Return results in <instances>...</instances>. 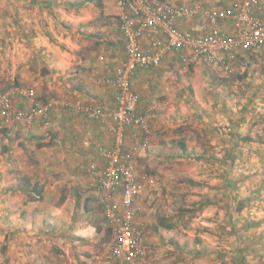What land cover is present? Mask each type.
Returning <instances> with one entry per match:
<instances>
[{
  "label": "rangeland",
  "instance_id": "rangeland-1",
  "mask_svg": "<svg viewBox=\"0 0 264 264\" xmlns=\"http://www.w3.org/2000/svg\"><path fill=\"white\" fill-rule=\"evenodd\" d=\"M80 1L89 3L91 10L72 6L73 3L80 4ZM176 1L178 4H191L195 0ZM200 1L208 7H222L230 0H225L222 5L205 4V1L216 0ZM99 10L100 5L92 6L90 0H0V92L15 83H30L33 85L30 86L31 90L35 92V86L39 87L42 81L46 84L50 82L53 77L45 76L41 70L46 63L51 64L52 54L48 55L51 52L41 47L40 41L47 42L51 49L59 47V34L65 28L70 33L62 34L63 38L80 40V47L89 45L84 38L86 25L78 24L75 20L73 24L67 25L70 23L67 19L69 15L78 18L90 12L94 19L88 22L92 25L86 31L90 30V35L97 34L104 28L99 20ZM50 14L57 16L49 17ZM56 30L57 38L54 36ZM109 40L111 41L110 38ZM36 47L40 49L39 52ZM95 58L102 66L106 65L103 54L99 53ZM193 66L191 69L186 68L187 70L184 66L181 69L179 67L181 72L165 76L174 78L178 85L186 83L185 80L193 78ZM242 66L233 70L231 78L225 81L226 84L235 81V98L231 105L236 110L239 131L237 137H254L264 142V106L260 104L264 102V86L258 87V96L252 94L254 86L250 85L249 78L254 69ZM202 68L211 70L206 72V77L201 74L198 77L199 95L196 94L195 99L191 94L193 97L189 98L190 109L185 101H180L182 86L175 85L176 82L172 86L167 83L165 87L171 92V96H157L152 109L156 117L150 116L151 111L145 117L150 130V145L139 154L137 169L142 174L153 176L155 181L153 187L141 193L138 201V219L145 222L148 229L144 243L147 256L148 259L149 255L152 257L151 264H239V247L246 245L247 264H264V200L261 198L264 193V144H238L241 146L237 148L236 183L229 187L230 196L228 191H220L228 188L223 187L221 177L215 173L217 166L210 161L215 152L204 143V130L205 124L214 119L218 103L225 102L227 105L228 95L221 94L222 98H219L217 93H206L208 85L204 78L208 79V83L221 84V73L207 63ZM105 73L97 74L96 81L99 84L100 81L104 84L107 76H101L108 74ZM214 74L217 76L214 77ZM243 75V79L238 78ZM254 78L259 77L254 75ZM81 79L83 80L82 77ZM164 85L165 83L162 86ZM97 86L100 85L97 83ZM131 87L136 91L134 82ZM182 88L185 90L184 86ZM189 91L192 93V89ZM173 95H176L175 98ZM38 97L45 101L43 97L48 96L40 94ZM63 98L65 97L57 96L46 101L69 104L85 102L81 99ZM219 109L223 110L221 106ZM221 116L228 117V111ZM247 116L250 117L249 122H246L247 119L245 121ZM149 118L154 120L156 135L151 130ZM6 129V132L0 130V264H73L72 261L78 256L94 259L101 255L109 236L96 193L97 199L92 200L93 215L85 219L83 212L86 198L91 197L89 193L95 186L88 167L91 163H97V158L96 161H85L75 166V161L79 162V155L75 154L72 155L74 162L68 164L65 158H61L65 147L60 148L63 143L57 141L58 132L55 134L54 130L47 131L39 123L33 126L11 124ZM182 142L187 145L184 149L180 146ZM204 155L209 161H206ZM43 159L47 161L44 160V164ZM254 171L256 176H253ZM26 178L30 184H26ZM49 183H56L59 186L53 184L54 189L61 190L59 199L50 203L59 206L64 202L65 213L59 218L54 211L47 217L42 213L32 217L34 211L31 214L26 212L24 221L19 223L18 213L12 211V203L26 206L30 203L29 200L38 201L33 188H42ZM252 185L255 189L253 191ZM87 207H90V201ZM69 211L72 213H68ZM46 218L51 219L49 221ZM70 219L76 226L71 230L66 229ZM160 219L164 220V226L158 223ZM251 222H258L259 225H252ZM166 225H171L172 228L167 230ZM232 227L238 229L236 235L233 234ZM63 228L62 239H59L55 232L62 231ZM244 234L248 239H242ZM70 236L79 238L80 243L69 248L68 256L65 254L67 249L64 243L60 242ZM237 237L242 242H238ZM153 256H158V259ZM160 257L163 258L159 261Z\"/></svg>",
  "mask_w": 264,
  "mask_h": 264
},
{
  "label": "built area",
  "instance_id": "built-area-1",
  "mask_svg": "<svg viewBox=\"0 0 264 264\" xmlns=\"http://www.w3.org/2000/svg\"><path fill=\"white\" fill-rule=\"evenodd\" d=\"M118 9V35L125 58L113 78L103 83L115 92L116 106L106 112L91 104L44 102L24 87H12L0 94V130L11 124L42 121L50 126L49 113L65 108L89 120L114 123V145L97 149V163L88 167L95 180L98 201L108 229V242L93 264H151L145 249L147 224L138 219L141 193L155 185L154 177L137 169V159L150 145L147 119L138 111L139 96L131 87L137 70H151L176 54L187 68L204 60L224 78L233 73L240 52L264 48V3L260 0H232L224 7H208L200 0L171 4L166 0H114ZM202 19L200 34L178 28V21ZM229 24V31L211 27ZM211 24V26H210ZM227 28V29H228ZM22 99L23 108H17ZM128 141V144H126Z\"/></svg>",
  "mask_w": 264,
  "mask_h": 264
},
{
  "label": "crops",
  "instance_id": "crops-1",
  "mask_svg": "<svg viewBox=\"0 0 264 264\" xmlns=\"http://www.w3.org/2000/svg\"><path fill=\"white\" fill-rule=\"evenodd\" d=\"M166 1L174 5L178 4L176 0H166ZM230 2L231 0L227 2V4ZM260 2L264 3V0H260ZM90 3L92 6L100 5V10H99L100 18L99 17L98 18L101 22V25L104 24L102 26L104 28L101 29L100 33L90 35L91 31L90 30L86 31L88 26L90 27L92 25L91 23L88 22L89 21L92 22L91 20L94 19L90 12L78 18H73L71 15H69L67 20L70 23H68L67 25L71 24L73 20H75V22H78V24L80 23L86 25V29L84 31V38L87 40V42H89V45L83 47L81 45L80 47V45L78 44L80 40L77 41L75 39L71 41L70 38H63L64 33L66 32L70 33L69 30L65 28L63 29L64 30L63 33L59 34L60 35V37L58 38L59 47H53L51 49V47L47 44V42L40 41L41 47L46 49L47 52H51L48 53V55L52 54L50 55V59L52 58L54 60L53 61L51 59V64L50 62L46 63L41 71L43 74H45V76H49L50 78L51 77L53 78L47 84L45 83V81H42L39 87L35 86L36 87L35 92L37 93V95L41 94V96H48V97H43L44 99H48V98L51 99L57 96H61V97L64 96L65 98L63 99H69V100L81 99L85 101L84 104H91L94 105L95 107L103 109L106 112H112L116 106V100H115L116 91L113 88L105 84H102L101 81L99 84V82H97L96 80L98 78L97 76L98 73H105V72L108 74L105 73L106 75L103 74L101 77L107 76V78H113V76H115L116 70L118 69V67L125 58L123 45L118 39V18H117L118 9L116 7L114 0H100V1L98 0V2L97 0H95L93 1V3L92 2ZM207 3L222 5L225 3V0H216L215 2L205 1V4ZM75 4L80 5L82 9L84 8V10L89 8L88 7L89 3L87 2L84 3L83 1H80V4L73 3V5ZM90 10L91 9L89 8V11ZM55 15L50 14L49 17H56L57 15L56 16ZM64 20L66 21L65 18ZM15 22H17V20H15ZM203 22L204 21L199 18L193 20H184V21H178L176 23V26L178 28L189 31L191 34L197 35L200 34V25L203 24ZM22 23H24V21H22ZM20 26L21 25H19V27ZM64 26H66V24ZM211 27H217V28H221L222 30L229 31L228 28L229 24L216 23L213 24ZM57 32L58 30H56V33L54 34L56 38L58 34ZM22 33L23 31L21 30V34ZM109 38L111 39V41L109 40ZM36 50L37 52L40 51L39 48H37ZM99 53L104 55L106 61V65L104 66L98 63L97 58H95V56H97V54ZM43 54H45V52H43ZM198 63L200 68L198 67ZM203 63H204L203 60H199L198 62H194L188 65L187 68L190 69L192 65H194L193 66L194 68L192 69V73H191L193 75V78L192 79L190 78L189 81L185 80L186 83H181L179 85L174 78H168L167 76H165V75H169V73L175 75L177 74L176 71L181 72V70H179V67L181 69L182 66H184L179 62L178 56L176 54L164 58L160 66L156 69L137 70V72L133 74V77L131 78V83L133 84L134 82L135 90L138 92L137 93L135 91L139 96V102L137 106L138 111L142 112V114L145 117L151 111L150 116L155 118L156 115L155 113H152V109L155 107L157 96L158 98L161 96L167 97V95L171 96V92L168 91V88H166L165 86L167 85V83L170 86H172L174 82H176L175 85L182 87L184 86L185 90H183V88L180 87L181 89L180 101L181 103L185 101L188 105V108L190 109L189 98L193 97L191 94H193L195 99H197L196 94L199 93V89L197 85L198 77H201L200 74L206 77L207 75L206 72L211 70L209 68L203 69L202 66L205 64ZM233 63H234L233 64L234 70L238 69V67L241 68L242 65H243L242 67H244L245 69L247 68L254 69V72L250 74L249 80H251L250 85L254 86L252 87L251 90L252 94L258 96L257 93L260 91L258 87L264 86V48H261L259 50H251L247 52H240ZM80 64L83 65L80 66ZM216 70L219 71L217 68ZM196 73L198 74L195 75ZM217 74H214V77L217 76ZM254 75H256L259 78L255 79ZM81 77L83 78V80L81 79ZM204 81L208 85V89L205 88V91L206 93H209V95H212L213 93H217L219 98H222L221 94L228 95L226 100L227 105L225 104V102L218 103L217 107L215 108L214 119H211L210 123L205 124L206 129L204 130V134H206V139L204 143H206L208 146H210V148H212V150H214L215 153L211 155L210 161H212V163L217 166L216 168L217 172L215 173H218V176L221 177V181L224 184L223 187L228 188V190L222 189L220 191L222 192L228 191L230 196L229 187L231 184L236 183L237 180L236 178L237 175L236 167L238 163L237 148L238 146H241L238 144L248 143V145L251 146L252 143H256L257 145H262L264 144V142L258 141L254 137L251 138L250 137L244 138L241 136L239 138L237 137L239 131H238V123L236 117V110L231 105L233 99L235 98V92L233 90V88L235 87V81H232L229 84H226L225 82L224 83L222 82L221 84L219 83L216 84L215 82L208 83L207 78H204ZM79 82L80 85H78ZM97 83L100 86H97ZM163 83H165L164 86H162ZM22 85L28 87L29 89H32V87L30 86H33L30 83H27L26 85L24 84ZM227 85L231 87H226ZM189 89L190 90L192 89L191 91L192 93H190ZM173 96L175 98L176 95ZM207 98L208 97L206 96L205 99ZM260 104L264 106V102ZM220 106L222 107L223 110L219 109ZM16 107L23 108L24 105L22 103H16ZM226 110L228 111V117L224 118L221 116V114L225 113ZM67 111L68 110H66L65 108L54 109L50 115V119H51L50 123H52L53 125L56 126V128H58L57 130H54L55 134L56 132H58V136L56 135L57 141L63 143L60 146V148L62 146L65 147L64 150L65 153L61 156V158L62 159L65 158L68 164L74 162L72 155L75 154L79 155L78 160L80 162L79 163L76 160L75 166H79L85 161H91V160L96 161V154L98 148L103 146L111 148L114 145V140L112 135V128L114 127V123L110 118L106 119L104 122L91 121L85 118V116H82V114L76 113L75 110L74 112L73 110L68 111L70 114H67L68 113ZM193 118L195 119V117ZM196 118L198 119V116ZM206 119L209 120L208 118ZM249 120L250 117L247 116L245 118V121L249 122ZM153 121L154 120H151V118H149V125L151 127V130H153L156 135ZM34 124L36 123H33V125ZM33 125H28V126H33ZM220 126L222 127L220 128ZM67 134L68 137L66 136ZM126 143H128V141H126ZM181 145H183L184 148L187 147V145H185L183 142L181 143ZM250 148L252 149V147ZM204 158L206 159L205 155ZM44 160L45 159L42 160V164H44ZM206 161L209 160L206 159ZM250 161L254 162L252 159ZM45 162L47 161L45 160ZM48 164L50 165V161ZM253 174H254L253 176H256L255 171ZM262 178L264 180V175ZM26 181H29V179L26 178ZM53 184H55L57 187L59 186L56 183H52V185L50 183L46 184L43 187L41 200L34 201L33 199L34 202H31L29 200L30 203H27L26 206L20 204L14 205L15 203H12L13 205L11 207L12 211L18 213L17 217L19 223H22L24 221V217H26L24 213L27 212L31 214V211H34L33 212L34 216L32 217L38 216V213H42L44 217L45 216L47 217L49 213L54 211V213H56L57 216L61 218V215L65 213L64 211L65 204H63L64 202H62V205L59 206H54L53 205L54 203H50L51 201L54 200L56 201L61 196L59 194L61 190L59 188L54 189ZM253 186L254 185L251 186L252 191L255 190ZM92 190L93 191L89 193L91 196L89 198L93 200V198H96L95 196L97 194L95 190V186L92 188ZM47 192H49V195ZM57 193L58 195H56ZM261 198L262 200H264V193L261 196ZM67 200L68 198L66 199L65 202H67ZM92 200L90 201L89 209H86L85 207L83 211L85 212V217H84L85 219L86 218L88 219V217L93 215ZM68 213H72V211H69ZM53 218L58 219L56 217ZM46 219L50 221L51 218H46ZM74 223L75 222H73L72 220L68 222L66 229L69 230L74 229L76 227ZM64 229L65 228H63L62 231L57 230L60 231L59 233H57V231L55 232V234H58L57 237L59 239H62L61 237L63 236ZM78 241L79 238H73L70 236L68 238L67 237L64 238V240L60 242V243H64V246L67 249L65 250L66 255L69 256V248L76 247L80 243ZM16 248L18 250L19 246ZM153 258L158 259V256L156 257L153 256ZM161 258L163 257H160L159 261L161 260ZM150 259H152V257H150L149 255V260ZM93 261H94L93 258L89 259L83 256H78V258L74 259L72 262L73 264H93Z\"/></svg>",
  "mask_w": 264,
  "mask_h": 264
},
{
  "label": "trees",
  "instance_id": "trees-1",
  "mask_svg": "<svg viewBox=\"0 0 264 264\" xmlns=\"http://www.w3.org/2000/svg\"><path fill=\"white\" fill-rule=\"evenodd\" d=\"M94 0H90V2H93ZM232 1V0H231ZM72 6H76V7H80V5H72ZM224 7V6H223ZM205 63H206V61H204ZM234 64V63H233ZM232 67H233V65H232ZM234 70V69H233ZM137 71H135L134 72V74L136 73ZM234 73V72H233ZM232 73V74H233ZM232 74L230 75V77H228V78H224V77H222L221 76V82H225V81H228L230 78H231V76H232ZM237 77V76H236ZM238 78L239 79H243L244 78V75L243 76H238ZM12 87H17V88H21V87H24V86H22L21 84H18V83H15V84H13V85H11L10 87H8V88H6V89H4L3 91H1L0 92V94L1 93H3V92H5V91H7L8 89H10V88H12ZM24 88H26V87H24ZM27 89H29V88H27ZM45 101L44 102H47L46 101V99H44ZM21 101H22V99H18L17 100V103H21ZM54 110V109H53ZM52 110V111H53ZM52 111L49 113V115H48V117H47V119H49L50 121H51V119H50V115H51V113H52ZM69 111V110H68ZM82 116H85V115H83L82 114ZM85 118H87L86 116H85ZM88 119V118H87ZM91 121H93V120H91ZM33 123H39V124H41V126L43 125V123H42V121H35V122H33ZM32 123V124H33ZM47 129V131H53V130H55L56 129V126L55 125H52V123L50 124V126L48 127V128H46ZM6 128L5 129H2V132H6ZM181 146V148L183 149L184 148V146L183 145H180ZM89 172V171H88ZM26 180V179H25ZM26 184H30L28 181H26ZM33 190H35V194H36V198H37V200H41L42 199V192H43V187L42 188H38V189H36V188H33ZM96 190V189H95ZM92 199L91 198H87L86 199V201H85V207H86V209H89V207H87V204L89 203V201H91ZM100 206V205H99ZM100 209H101V206H100ZM101 211H102V209H101ZM160 222V223H159ZM158 223L160 224V226H164L163 224H164V220H162V219H160V221H158ZM251 224L252 225H255V226H257V225H259V223L258 222H251ZM172 228V226L171 225H166V229L168 230V229H171ZM232 230H233V234L234 235H236L237 234V232H239L238 231V229H234V227H232ZM107 233H108V229H107ZM242 239L243 240H246V239H248V236L247 235H245L244 234V236L242 237ZM240 237H237L236 238V240H238V242H242L241 240H242ZM240 249L238 250V253H237V262L239 263V264H247V262H246V259H245V253L247 252V250H248V247L246 246V245H244V246H242V247H239ZM220 264H226V263H220Z\"/></svg>",
  "mask_w": 264,
  "mask_h": 264
}]
</instances>
